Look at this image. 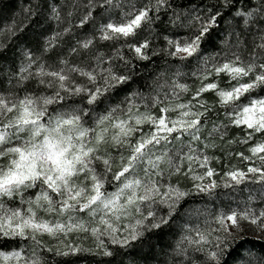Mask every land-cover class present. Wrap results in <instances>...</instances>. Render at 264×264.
I'll use <instances>...</instances> for the list:
<instances>
[{
	"label": "snow or ice",
	"instance_id": "obj_1",
	"mask_svg": "<svg viewBox=\"0 0 264 264\" xmlns=\"http://www.w3.org/2000/svg\"><path fill=\"white\" fill-rule=\"evenodd\" d=\"M9 48L0 264H264V0H0Z\"/></svg>",
	"mask_w": 264,
	"mask_h": 264
},
{
	"label": "trees",
	"instance_id": "obj_2",
	"mask_svg": "<svg viewBox=\"0 0 264 264\" xmlns=\"http://www.w3.org/2000/svg\"><path fill=\"white\" fill-rule=\"evenodd\" d=\"M4 2L9 6V7H13L16 3H18V0H4ZM246 0H237V7H240V5L242 3H245ZM226 15H228L226 13ZM160 46V45H158ZM124 52L128 55V56H132L133 53L129 52L127 48L124 49ZM149 55H151V53L149 52ZM15 59V53H14V49L9 48L7 52H0V65H7V64H11L13 62V60ZM155 62V65L158 67L159 65H161L163 63L164 57L163 56H158V57H153L152 58ZM137 63V72L140 73L139 78H138V83H140L141 85L144 83L145 78L148 76V74L150 73V71L152 70V61H136ZM141 69H143V72L141 73ZM191 86H195V84L198 83V81L195 80H189L187 81ZM223 86V85H222ZM133 87H135V85H133ZM187 95V94H186ZM147 130V129H145ZM238 131L236 129H233L231 131V135L232 136H236L238 135ZM237 151H243L244 148L242 146H237L234 145L233 146ZM215 155H220L221 157H223V153L220 152H216ZM225 165H236L238 167L241 168H245L247 166V162H243L241 160H239L237 157L232 156L228 159H222L220 163H216L215 161H213V167L216 168L218 170V175H217V180L220 179V175H222V173L227 170ZM175 182V180L173 181ZM183 183V180H182ZM190 183V181H189ZM225 191L227 190H223L221 189V195L219 196L218 199L215 200V206H221L224 205L226 203H229L230 200L234 199V193H230L228 195L223 194ZM198 203L199 198H198ZM213 204L211 202H209L208 207H212ZM173 237L171 235H163L161 237V243L162 244H166V243H171L173 241ZM91 244V243H89ZM83 264H88V258H84Z\"/></svg>",
	"mask_w": 264,
	"mask_h": 264
},
{
	"label": "rangeland",
	"instance_id": "obj_3",
	"mask_svg": "<svg viewBox=\"0 0 264 264\" xmlns=\"http://www.w3.org/2000/svg\"><path fill=\"white\" fill-rule=\"evenodd\" d=\"M239 195H244V194L241 193V194H239ZM239 195L235 194V195H234V199H238V198H239ZM232 200H233V199H232ZM232 200H230L229 203H226V204L221 205V206H217V208H223V209L227 210L228 208L235 206V205L232 203ZM254 207H256L257 210H258L259 207H260V205L257 204V205H254ZM209 208H211V207H209ZM77 242H79V241H77ZM89 243H92V241H91L90 239L87 240V241H85L86 246L89 245Z\"/></svg>",
	"mask_w": 264,
	"mask_h": 264
}]
</instances>
